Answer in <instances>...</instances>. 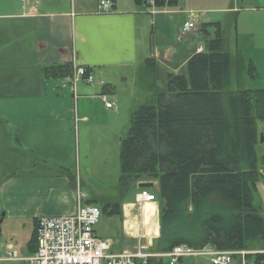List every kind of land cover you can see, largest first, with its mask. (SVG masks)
Segmentation results:
<instances>
[{
    "label": "crops",
    "instance_id": "0c3cea01",
    "mask_svg": "<svg viewBox=\"0 0 264 264\" xmlns=\"http://www.w3.org/2000/svg\"><path fill=\"white\" fill-rule=\"evenodd\" d=\"M111 1V9L103 11L100 0H0V262L29 264L25 257L36 249L38 218L75 212L76 190L83 191V176L90 175L92 142L110 143L112 131L120 130L118 122L125 120H119L122 95L133 109L143 102L138 72L147 58L155 57L176 72L183 66L177 67V55L183 58L204 49L196 36L202 23L223 22L224 15L218 14H236L239 37L241 15L248 12L251 27L241 34L256 71L264 68V0H179L177 6L161 9L135 0ZM185 21L196 26L182 33ZM184 38L195 41L182 44ZM60 64L92 72L91 83L78 84L79 97L63 86L65 77L45 74V67ZM256 83L249 89L264 88V80ZM151 84L147 86L154 95ZM102 94L114 98L113 108L106 106ZM154 185L158 188V181ZM258 189L264 203V181ZM135 203L136 198L122 203L132 240L125 246L119 242L117 252L138 247ZM155 206L158 214L146 227L149 249L160 234L159 199ZM10 250L19 259H5ZM251 250H264V245L254 241ZM255 259L248 256V264ZM176 263L213 264L195 256Z\"/></svg>",
    "mask_w": 264,
    "mask_h": 264
},
{
    "label": "trees",
    "instance_id": "16d2710c",
    "mask_svg": "<svg viewBox=\"0 0 264 264\" xmlns=\"http://www.w3.org/2000/svg\"><path fill=\"white\" fill-rule=\"evenodd\" d=\"M135 1L144 6L152 1L160 9L179 4ZM230 23L236 30V14ZM227 30L226 22L202 23L198 31L205 47L183 58L177 55V67L183 63L178 72L155 57L145 60L154 99L131 112L128 134L121 139L118 189L125 193L140 181H158L160 234L152 252L182 244L219 250H250L254 241L264 245V203L258 189L264 181V155L256 150L264 88H230L243 59L226 48ZM247 69L257 75L252 62ZM44 71L49 77H66L72 68L60 64ZM158 78L163 87L154 81ZM100 207L103 213L122 216L121 203ZM147 264L164 263L151 257Z\"/></svg>",
    "mask_w": 264,
    "mask_h": 264
},
{
    "label": "built area",
    "instance_id": "2783aa9c",
    "mask_svg": "<svg viewBox=\"0 0 264 264\" xmlns=\"http://www.w3.org/2000/svg\"><path fill=\"white\" fill-rule=\"evenodd\" d=\"M99 3L103 11L111 9V0H100ZM194 26L193 22L186 21L183 32L191 30ZM81 80L92 82L93 75L85 67L75 64L72 74L66 77L63 85L68 86L76 94L77 85ZM102 98L108 108L114 106L105 95ZM86 199L87 195L77 189L75 212L68 215H43L38 218L36 250L25 257L29 264H147L148 258L151 257H168L170 264H175L180 258L200 255L210 256L213 264H234L238 257L241 259L240 264H248V256L256 257L250 264H264V250H219L209 246L195 248L182 244L167 252H148L143 243L147 237L145 221L148 212L145 206L156 200L148 189H142L136 197L135 205L139 210L137 249L114 252L111 242L95 231V226L102 215L101 208L86 202ZM5 259H19V256L14 250H10Z\"/></svg>",
    "mask_w": 264,
    "mask_h": 264
},
{
    "label": "rangeland",
    "instance_id": "374dc122",
    "mask_svg": "<svg viewBox=\"0 0 264 264\" xmlns=\"http://www.w3.org/2000/svg\"><path fill=\"white\" fill-rule=\"evenodd\" d=\"M241 1L242 0H239V3H241ZM245 1H247L248 3L250 0H245ZM251 1H256V0H251ZM226 15H227L226 13L217 15V17L223 16L222 18L223 22H226L228 25L225 46L227 49H229L232 55L234 56L237 55L240 60L243 59V67L242 69H240L239 75L237 74L236 71L233 72L230 88L233 90L238 89L239 87L250 88V85L255 86L257 84L256 81L264 80V68L263 66L257 67L256 77H253L248 73L247 68H248V63L252 62L251 61L252 53H250V50L244 44V38L242 37L241 33H243L244 30H248L251 27V23L249 22V13L243 12L241 15V22L239 27V29H241L240 30L241 33L238 38H236L235 27L232 26L230 23V17L232 15H230V17H227ZM211 33L212 35H214V30L212 28H211ZM196 36L198 38H201L202 39L201 41L204 43L202 34L199 35V33H197ZM188 40H191V42L195 41L194 38L191 39L184 38L182 44H186ZM144 63L140 66L138 72L140 73V75L138 76L140 77L139 94L141 95V101H143L141 103H144L149 99L150 101H153L154 99L153 98L154 95H152L151 90L147 86L148 81L153 79L152 77H150V75L146 73ZM179 69L176 72L180 71ZM154 81L157 83L158 87H163V83L159 78L155 79ZM79 94L80 92L79 90H77L78 97ZM108 99L111 100L112 102L113 101L115 102L114 98L111 96ZM118 102L122 104L121 117L119 120H122L123 118H125V120L120 121V123L118 122L117 128L115 127L116 129L120 127V130L114 129L112 131L113 140H109L110 143H106V141L102 142L99 140H95L92 142L90 146L92 148V154L90 156L92 160L90 175L84 174L86 176H83L84 178V182L82 185L83 192L87 195V198L90 199L91 202L97 204L98 206H102L105 203H109V202L122 204L125 201L126 202L130 200L132 201L136 198V195L139 192V188L136 186H134L131 190L126 192L127 194L123 193L118 189V183L120 177V141L122 137H125L128 134L130 127V117L133 109L131 108V104L128 102V100L125 99V96L123 95L121 96V100H119ZM79 106L80 108H82V103H80ZM95 107L99 110L103 109L100 103H97ZM259 129L260 131H264V121L259 122ZM78 150H79V146H78ZM256 150L259 156L264 155V138L263 140H261L260 137V142L257 144ZM85 154L86 153L84 152V142L82 138V142L80 143L81 160L84 159ZM152 190L154 192H157L156 191L157 186L154 185L152 187ZM153 208L154 209L151 212H154L155 214L157 208L156 206ZM95 229L99 236L111 242L112 250L118 249L119 242L124 244L125 242L129 243L130 240H132L127 233V231H129L130 229V226L128 228L126 222L124 221V217L119 215H110L108 213H103L99 223L95 226ZM1 255L3 256V254ZM195 258L206 260L208 262L209 260H211V257L206 255L195 256ZM167 259L168 257H164L163 259L164 264H168ZM0 264H24V263L23 262L14 263V261L5 260V261H1Z\"/></svg>",
    "mask_w": 264,
    "mask_h": 264
},
{
    "label": "water",
    "instance_id": "95a60500",
    "mask_svg": "<svg viewBox=\"0 0 264 264\" xmlns=\"http://www.w3.org/2000/svg\"><path fill=\"white\" fill-rule=\"evenodd\" d=\"M261 140H263V134H261ZM153 185H154V183L151 181H144V182H140L138 184V187H140V188H143V187L151 188V187H153Z\"/></svg>",
    "mask_w": 264,
    "mask_h": 264
}]
</instances>
